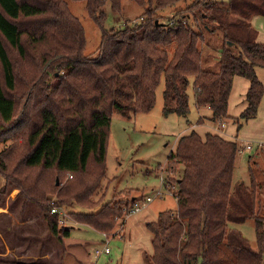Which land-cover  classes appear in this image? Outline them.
Here are the masks:
<instances>
[{
    "label": "trees",
    "instance_id": "obj_1",
    "mask_svg": "<svg viewBox=\"0 0 264 264\" xmlns=\"http://www.w3.org/2000/svg\"><path fill=\"white\" fill-rule=\"evenodd\" d=\"M83 1L102 30L95 57L85 54L83 26L65 0H0V141H10L0 151V175L5 186L38 207L58 242L70 236V229L58 227V213L51 209L96 205L91 197L106 176L111 114L131 118L148 112L162 77L164 116L188 114L191 80L195 105L209 109L208 120L220 125L231 119L237 130L256 116L264 94L257 76V69L264 70V44L256 41L250 23L253 16H264V0H193L167 23L158 20V10L186 0H135L144 7L139 21L109 30L103 27V8L110 3L120 13L121 0ZM191 12L201 29L221 39L213 48L217 70L202 66L208 45H199L204 37L188 23ZM24 71L28 90L16 98ZM50 75L55 82L47 85ZM234 76L248 81L246 105L237 117L227 112ZM242 150L237 140L216 133L201 137L191 130L178 139L167 158L177 209L146 223L152 234L151 264H264L262 188L253 172L250 185L232 180ZM168 180L162 179L164 189ZM116 196L96 212L72 215L98 232H109L123 207L131 211L144 200ZM246 220L254 223L255 247L230 227Z\"/></svg>",
    "mask_w": 264,
    "mask_h": 264
},
{
    "label": "rangeland",
    "instance_id": "obj_2",
    "mask_svg": "<svg viewBox=\"0 0 264 264\" xmlns=\"http://www.w3.org/2000/svg\"><path fill=\"white\" fill-rule=\"evenodd\" d=\"M65 1L83 26L85 54L89 57L97 56L101 27L87 14L85 1ZM220 1L227 3V0ZM192 2L193 0H186L177 3L175 7L158 10V20L167 23L171 18H178L182 12L187 11L185 7ZM121 6V12L116 13L112 11L110 3L105 4L103 8L106 14L103 22L105 29H118L126 22L139 21L138 18L144 12V7L135 0H121ZM180 8L181 13L178 10ZM188 23L197 32H202L204 43L199 45H208L206 48L203 47L202 66L205 69L217 70L218 56L213 48L222 44L221 39L216 34L201 29L192 12ZM26 76V71L20 73L14 92L15 97L19 93H27ZM54 82L50 75L45 83L48 85ZM33 85L35 87L34 83ZM163 90L162 77L155 89L154 105L148 112H137L131 118L121 117L117 113L111 114L105 154L106 176L91 197L96 205L84 207L73 203L69 207H56L59 211L58 227L70 229V236L61 242L56 241L49 233L38 207L19 196L18 190L5 186V179L0 175V261L20 260L37 264H151L149 257L152 252V234L146 223L155 221L162 211L175 212L177 209L176 198L172 193L175 190V183L170 180L167 171L168 155L176 148L178 139L191 131L192 125H194L192 130L201 137L205 133H213V126L208 120L210 116L199 112L195 105L191 80L187 88L189 112L186 116L174 113L163 115ZM199 119L205 120L206 124H202ZM229 120L226 121L228 128L234 125L229 123ZM251 142H253L251 150L238 153L232 174L233 185L238 182L250 185V173L253 172L255 180L262 188L260 193L264 206V146L258 148L255 141ZM243 144L244 142H240L241 147ZM8 145L10 141H0V151ZM177 169L179 172L182 171V165ZM178 174L173 177L177 178ZM166 178L170 181L168 180L169 183L166 181L168 188L165 190L162 179L167 180ZM57 181L56 185L59 186V179ZM115 195L120 199H143L150 196L152 200L148 202L143 200L139 210L131 213L127 206L123 207L122 216L115 219V227L105 233L80 223L72 215L75 212H96L101 204L110 201ZM50 199L56 201V195H52ZM230 227L238 230L252 247L256 246L252 220ZM104 236L109 239L106 244L109 251L96 256L95 250L105 246Z\"/></svg>",
    "mask_w": 264,
    "mask_h": 264
},
{
    "label": "crops",
    "instance_id": "obj_3",
    "mask_svg": "<svg viewBox=\"0 0 264 264\" xmlns=\"http://www.w3.org/2000/svg\"><path fill=\"white\" fill-rule=\"evenodd\" d=\"M250 23L251 26L256 31V41L258 43L264 44V16L261 15L253 16L250 19ZM257 76L264 84V70L257 69ZM247 88H248V81L245 78H242L240 76L233 77L231 91L228 97L227 112L229 116L237 117L241 113V111L245 108L246 103L244 101V97ZM198 111L203 112L205 115H207V117L210 116V111L206 107L201 109L198 108ZM209 122L213 126L212 128L213 133L219 134L225 139L228 138L229 140H237L239 144L240 142H244L242 146L243 148L246 144H250L252 149L253 142L251 141H255L256 146L258 148H262L264 146V94L259 104L256 116L248 121L243 122L239 130L236 129V124L232 120H229V123H232L234 125L230 128H228L227 122H224L220 125L213 124L211 121ZM201 123L206 124L205 120H202ZM193 128L194 125L190 126V130H192ZM245 150L247 149H244L240 152L243 151L245 152ZM259 200L262 203L261 193L259 194ZM21 262H25V261H21Z\"/></svg>",
    "mask_w": 264,
    "mask_h": 264
},
{
    "label": "built area",
    "instance_id": "obj_4",
    "mask_svg": "<svg viewBox=\"0 0 264 264\" xmlns=\"http://www.w3.org/2000/svg\"><path fill=\"white\" fill-rule=\"evenodd\" d=\"M244 149H247V150L251 149V145L250 144H246L244 146ZM144 200L148 202V201H151L152 198L150 196H147V197L144 198ZM139 208H140V204L138 202H135L134 203V207L131 209L130 212L138 211ZM51 213H59V211L56 208H52L51 209ZM104 239H105V246L102 249H96L95 250L96 256H99L102 253H108V251H109L108 247L106 246V244L109 241V239L106 236H104Z\"/></svg>",
    "mask_w": 264,
    "mask_h": 264
},
{
    "label": "water",
    "instance_id": "obj_5",
    "mask_svg": "<svg viewBox=\"0 0 264 264\" xmlns=\"http://www.w3.org/2000/svg\"><path fill=\"white\" fill-rule=\"evenodd\" d=\"M229 45H232L231 43H229ZM56 183H58V181H56Z\"/></svg>",
    "mask_w": 264,
    "mask_h": 264
}]
</instances>
